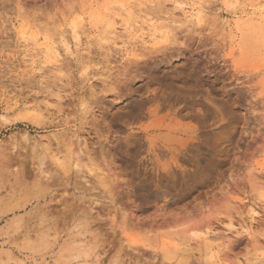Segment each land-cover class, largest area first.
Wrapping results in <instances>:
<instances>
[{
	"label": "rangeland",
	"instance_id": "obj_1",
	"mask_svg": "<svg viewBox=\"0 0 264 264\" xmlns=\"http://www.w3.org/2000/svg\"><path fill=\"white\" fill-rule=\"evenodd\" d=\"M116 2L0 0V264H264V0Z\"/></svg>",
	"mask_w": 264,
	"mask_h": 264
},
{
	"label": "bare ground",
	"instance_id": "obj_2",
	"mask_svg": "<svg viewBox=\"0 0 264 264\" xmlns=\"http://www.w3.org/2000/svg\"><path fill=\"white\" fill-rule=\"evenodd\" d=\"M144 4L147 5V3H144ZM176 5H179L178 9H180L182 11H186V9H188L190 7L189 10H192V12L190 11L191 14H189L190 19L192 18V19L198 20V22L200 21V15L203 14L202 10L199 8V7H201V5L197 7L193 4H186V3H182V2L181 3L177 2ZM262 14H264V9L262 10ZM166 28H168V27H166ZM163 37H164V35H163ZM156 39L157 38L154 36L152 38V41H154ZM143 43L145 46H149L148 43H145V42H143ZM28 137L29 136H27V134L25 133V134H22V138H20V140L13 141V147H12L14 150L13 154L18 159L25 160L26 162L29 161L31 166H32L33 171H35L37 174L42 176L44 171H45V165L47 163L46 150L42 147L41 143H39L37 141H31L28 139ZM82 156L83 155H82L81 151L73 153L70 157V162L74 163L76 165V168H77L78 163L80 162ZM111 230H113V229H111ZM114 234H115V232H113L112 235H114ZM144 253H143V255H144ZM145 257H146L147 261L149 260V262L150 261L156 262L154 257L151 255H149V256L145 255Z\"/></svg>",
	"mask_w": 264,
	"mask_h": 264
},
{
	"label": "snow or ice",
	"instance_id": "obj_3",
	"mask_svg": "<svg viewBox=\"0 0 264 264\" xmlns=\"http://www.w3.org/2000/svg\"><path fill=\"white\" fill-rule=\"evenodd\" d=\"M110 6L113 7L114 10H120V9H127V8L134 9L136 7H147L148 5L137 4L136 0H119V2L113 3ZM207 7L209 8V10H214L216 7H219V5L213 4L212 0H209ZM224 7L225 8L230 7L229 0H224ZM261 215H264V212H262Z\"/></svg>",
	"mask_w": 264,
	"mask_h": 264
}]
</instances>
